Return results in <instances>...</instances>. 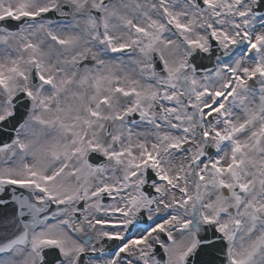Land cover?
Returning a JSON list of instances; mask_svg holds the SVG:
<instances>
[{
	"label": "snow or ice",
	"instance_id": "1",
	"mask_svg": "<svg viewBox=\"0 0 264 264\" xmlns=\"http://www.w3.org/2000/svg\"><path fill=\"white\" fill-rule=\"evenodd\" d=\"M0 264H264V0H0Z\"/></svg>",
	"mask_w": 264,
	"mask_h": 264
}]
</instances>
